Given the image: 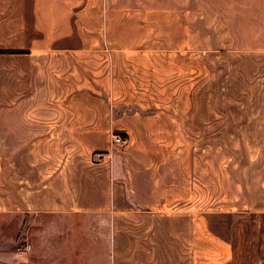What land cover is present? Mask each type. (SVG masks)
Segmentation results:
<instances>
[{"label": "crops", "instance_id": "0c3cea01", "mask_svg": "<svg viewBox=\"0 0 264 264\" xmlns=\"http://www.w3.org/2000/svg\"><path fill=\"white\" fill-rule=\"evenodd\" d=\"M95 31L99 41H86ZM217 56H234L236 82L264 98V0H0V147H12L0 154V213L27 217L34 250L20 264H149L139 243L165 226L178 231L159 241L182 264H264V103L229 134L254 148L251 251L241 257L235 225L215 227H226L223 212L198 209L194 135L211 122L206 111L197 123L198 82L212 83ZM156 67H180L171 107L158 102ZM186 125L193 150L182 157ZM112 131H132L131 145L96 161Z\"/></svg>", "mask_w": 264, "mask_h": 264}, {"label": "rangeland", "instance_id": "374dc122", "mask_svg": "<svg viewBox=\"0 0 264 264\" xmlns=\"http://www.w3.org/2000/svg\"><path fill=\"white\" fill-rule=\"evenodd\" d=\"M153 22V21H152ZM150 21V23H152ZM151 35L154 39L161 37L160 32L155 31ZM99 33L95 31V34L86 35V41L97 42L99 41ZM166 46L171 45V34L164 35ZM102 40V39H101ZM158 55V54H156ZM219 56L217 58H210L209 60L215 64L210 68L213 71L211 78L213 79L211 84L206 82H198V90H202L200 93L202 96L197 99V123L202 124L204 122V112L209 111L211 116L209 118L210 130L198 129L195 132L197 138V146L194 148L198 159L196 164V179H195V191L198 195V209H208L213 212H223L222 217L225 218L227 223L226 227L216 221L215 227L224 233L227 232V228L230 229V224L235 225L233 234L234 245L240 251L241 257L245 256L244 253L251 251L252 241V226H251V211H250V186H251V170L252 163L251 158L254 153V148L251 146L250 141L240 142L237 146L234 136L229 134L234 133L233 129L235 124L241 122H252L254 118L251 114L256 106H262L264 98H254L257 95V86L253 83H247L245 81L236 82V71H242V68L233 66L235 64V57L229 56L220 61ZM221 63H225V66ZM159 71L158 76H164V80H158V88L160 98L158 102L160 105L169 106L172 105V99L169 98L172 92L173 70L178 72L180 67H156ZM182 70L185 68H181ZM222 69V70H221ZM243 75L251 74V68L244 67ZM145 71H150L149 68H144ZM187 70V69H186ZM226 73V77H224ZM146 79L149 80L147 74L142 73ZM204 73L202 72L201 75ZM177 75V74H176ZM246 76L243 80L246 79ZM182 80V77L179 76ZM222 79H227V82H222ZM155 79V80H156ZM188 78L186 86L188 85ZM151 86V84H148ZM185 85V84H184ZM209 87L207 90L206 87ZM262 89L261 87H259ZM163 91V92H162ZM206 94V98L204 97ZM187 101V100H186ZM171 107V106H169ZM183 110V105L181 107ZM160 111V110H158ZM120 113L127 112L126 108L120 109ZM155 111L141 113L143 118L146 115H153ZM214 113H217L216 115ZM188 121V119L186 120ZM113 133H122V137L127 140V134L133 138V132L112 131ZM111 134V132H109ZM188 125H186V131L181 132V153L183 156H188L189 150H193V147L188 143ZM192 134V132H190ZM246 133V132H240ZM249 132H247L248 134ZM126 134V135H125ZM143 139V138H142ZM153 142V141H151ZM149 140L143 139L141 145L137 148L138 153H142L147 150ZM131 144L127 143L114 146L113 152L124 154L125 149ZM10 148L0 147V154H11ZM227 173V177L223 179V175ZM235 183H240L244 190L239 191L235 188ZM37 219L44 220L46 216L37 215ZM214 218V217H213ZM243 219V221H240ZM27 217L24 214L14 213H0V264H20L27 259L28 251L34 250L28 248L31 241L28 239V228L21 230L22 221L25 222ZM229 224V225H228ZM158 227H150L149 236L144 240L149 239V242H140L139 249L148 252L149 264H182V259L175 256L173 252V244L159 241V235H171L174 231H178V228L162 227L157 230ZM201 227H198V235L202 232ZM21 230V231H20ZM19 231L21 233H19ZM43 239H37V242H41ZM38 242V243H39ZM204 242H198V248L204 246ZM38 246V244H37ZM135 247V245H134ZM39 251H43L42 247H37ZM145 248V249H144ZM122 252L125 251L124 244H121ZM164 251V252H163ZM163 256V258H161ZM135 262L140 261L134 259ZM125 262V260H124ZM242 262V260H241ZM240 262V264H241Z\"/></svg>", "mask_w": 264, "mask_h": 264}, {"label": "built area", "instance_id": "2783aa9c", "mask_svg": "<svg viewBox=\"0 0 264 264\" xmlns=\"http://www.w3.org/2000/svg\"><path fill=\"white\" fill-rule=\"evenodd\" d=\"M125 138L122 137L120 133H113L110 134V150L109 151H101L97 150L92 152V157L96 161H103L105 157L111 156V150L114 146H118L125 143ZM29 247V246H28Z\"/></svg>", "mask_w": 264, "mask_h": 264}]
</instances>
